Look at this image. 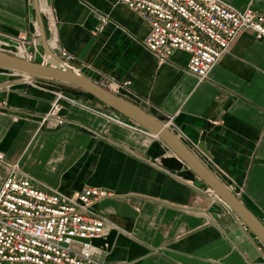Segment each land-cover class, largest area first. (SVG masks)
Instances as JSON below:
<instances>
[{"label": "crops", "instance_id": "crops-1", "mask_svg": "<svg viewBox=\"0 0 264 264\" xmlns=\"http://www.w3.org/2000/svg\"><path fill=\"white\" fill-rule=\"evenodd\" d=\"M220 1L264 16V0ZM38 5L50 8L58 48L72 56L74 72L99 85L128 82L119 96L166 118V128L264 225V41L241 31L198 81L186 71L185 54L160 63L143 47L150 28L124 5ZM36 26L33 0H0V39L30 40ZM45 55L39 38L34 62ZM54 56L48 66L60 61ZM47 82L0 74V189L14 171L64 197L84 188L109 192L91 209L104 220L105 236L116 232L109 252H92L105 264H263L264 247L192 172L165 167L174 155L152 134L76 93L68 95L86 108L63 103L65 123L43 124L59 91Z\"/></svg>", "mask_w": 264, "mask_h": 264}, {"label": "built area", "instance_id": "built-area-1", "mask_svg": "<svg viewBox=\"0 0 264 264\" xmlns=\"http://www.w3.org/2000/svg\"><path fill=\"white\" fill-rule=\"evenodd\" d=\"M138 15L150 28L143 47L160 63H167L178 52L188 57L186 71L203 81L227 52L236 36L250 31L264 41V16L253 11L237 10L220 0H113ZM45 37L49 50L60 58L55 67L74 72L72 56L58 48V33L51 10L43 5ZM39 28L30 40L3 36L0 53L34 62L38 54ZM51 57L44 59L49 63ZM76 73V72H75ZM0 74L26 77L7 72ZM101 87L119 96L129 83L105 80ZM63 103L86 108L61 91L54 100L43 124L62 126ZM118 122V121H117ZM111 197L98 188H84L70 197L36 187L13 171L0 189V264H105L93 258L89 241L105 237V222L92 213V206ZM88 241V243L84 242ZM264 264V256H263Z\"/></svg>", "mask_w": 264, "mask_h": 264}, {"label": "water", "instance_id": "water-1", "mask_svg": "<svg viewBox=\"0 0 264 264\" xmlns=\"http://www.w3.org/2000/svg\"><path fill=\"white\" fill-rule=\"evenodd\" d=\"M33 2L38 21L40 40L46 53L45 56L46 58L50 56L56 59L47 46L38 0H33ZM58 63H60V61ZM0 72L14 73L26 77L29 82L42 80L76 89L128 120L135 126L152 134L174 155V158L164 160L165 167L173 171L189 170L192 172L264 247V225L235 194H233L169 129L166 128L164 125L166 118H153L134 103L111 93L88 78L68 69L61 70L56 67L48 66L44 62H29L0 53ZM210 129L211 126L206 125V131L203 132L200 137L198 149L202 153H205L204 140L206 133L209 132ZM115 237L116 232L110 231L104 238L91 240L89 243L95 249L109 252ZM84 242L88 243V241Z\"/></svg>", "mask_w": 264, "mask_h": 264}, {"label": "rangeland", "instance_id": "rangeland-1", "mask_svg": "<svg viewBox=\"0 0 264 264\" xmlns=\"http://www.w3.org/2000/svg\"><path fill=\"white\" fill-rule=\"evenodd\" d=\"M48 83V86H50L52 89L54 90H59L65 94H71V93H76V94H80V95H83L84 93L76 90V89H73L71 87H68V86H65V85H61V84H58V83H53V82H47ZM52 90V91H54ZM86 96V95H85Z\"/></svg>", "mask_w": 264, "mask_h": 264}, {"label": "bare ground", "instance_id": "bare-ground-1", "mask_svg": "<svg viewBox=\"0 0 264 264\" xmlns=\"http://www.w3.org/2000/svg\"><path fill=\"white\" fill-rule=\"evenodd\" d=\"M40 8H41V11L45 12V8H44L43 5H41ZM43 59H44V58H43Z\"/></svg>", "mask_w": 264, "mask_h": 264}, {"label": "trees", "instance_id": "trees-1", "mask_svg": "<svg viewBox=\"0 0 264 264\" xmlns=\"http://www.w3.org/2000/svg\"><path fill=\"white\" fill-rule=\"evenodd\" d=\"M88 98L92 99V98H91V97H89V96H88ZM92 100H94V99H92Z\"/></svg>", "mask_w": 264, "mask_h": 264}]
</instances>
